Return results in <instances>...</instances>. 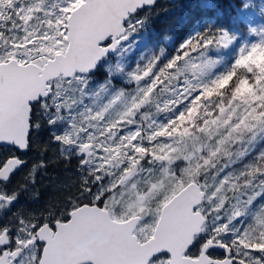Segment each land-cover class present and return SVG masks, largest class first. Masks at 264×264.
Instances as JSON below:
<instances>
[{
	"label": "snow or ice",
	"instance_id": "obj_1",
	"mask_svg": "<svg viewBox=\"0 0 264 264\" xmlns=\"http://www.w3.org/2000/svg\"><path fill=\"white\" fill-rule=\"evenodd\" d=\"M158 7L0 0V264H264V26L239 0L234 30L209 23L133 66Z\"/></svg>",
	"mask_w": 264,
	"mask_h": 264
},
{
	"label": "trees",
	"instance_id": "obj_2",
	"mask_svg": "<svg viewBox=\"0 0 264 264\" xmlns=\"http://www.w3.org/2000/svg\"><path fill=\"white\" fill-rule=\"evenodd\" d=\"M176 2L159 0V7L152 16V24L150 28L144 32L143 36L136 37L138 46L134 47L135 51L133 49L129 54L131 56L129 59L133 66L135 62L138 61L137 57L140 56V58L144 57L147 59L153 54H157L160 47H164L166 53H174L175 49L183 39L188 38L190 34H194L196 31H200L209 23L234 30L233 18L235 17L236 12L230 7V4L235 3L238 6L239 0H220L222 7L213 12L211 16L197 10L195 7H192L191 9L187 7H174V3ZM184 3L191 4L192 0H184ZM181 16H183L184 19L182 22L178 23ZM239 35L242 40L249 35V32H242ZM230 58L231 57L229 56V59ZM48 140V133L45 132L41 134L38 142L40 144H47ZM7 154V152H3V154L0 155V158H3V156ZM55 154V148L53 147L47 153V157L55 160ZM39 158L37 150L31 151L30 156L28 157V168H25V171L28 172ZM48 172L49 176L38 178L39 183L37 184L39 192L44 197L49 195V190L46 187L49 183V177L57 175L62 178L65 175L63 163L56 162L55 167L49 168ZM20 177L23 178L24 175L20 173ZM24 199L27 200L26 205H32L33 202L30 196L26 195Z\"/></svg>",
	"mask_w": 264,
	"mask_h": 264
},
{
	"label": "rangeland",
	"instance_id": "obj_3",
	"mask_svg": "<svg viewBox=\"0 0 264 264\" xmlns=\"http://www.w3.org/2000/svg\"><path fill=\"white\" fill-rule=\"evenodd\" d=\"M248 3L250 5H253V8L251 10V26L260 27L264 26V16L261 15L260 9H259V3L260 0H248ZM259 39V37H254L252 34L249 33V35L242 39L241 42L247 40L251 42H255ZM174 54V53H173ZM215 55L216 53H212Z\"/></svg>",
	"mask_w": 264,
	"mask_h": 264
},
{
	"label": "flooded vegetation",
	"instance_id": "obj_4",
	"mask_svg": "<svg viewBox=\"0 0 264 264\" xmlns=\"http://www.w3.org/2000/svg\"><path fill=\"white\" fill-rule=\"evenodd\" d=\"M134 51H135V48H134ZM131 56L129 55V58H130ZM136 58V57H135ZM140 56L139 57H137V60L138 61H140ZM137 62V61H136ZM3 152H7V150L6 149H3V148H0V155H2L3 154ZM30 156V152L29 153H27L26 155H24L23 156V159L24 160H26L27 162H28V157ZM74 163V162H73ZM21 174H23V175H26L27 174V172L25 171V169L22 171V172H20ZM20 173L17 175V180L19 181V180H22L23 178L22 177H20ZM22 205L23 206H28V205H26L27 204V200H25V199H23L22 200ZM216 256H221L222 254H223V250H220V249H217L216 251H215V253H214Z\"/></svg>",
	"mask_w": 264,
	"mask_h": 264
},
{
	"label": "water",
	"instance_id": "obj_5",
	"mask_svg": "<svg viewBox=\"0 0 264 264\" xmlns=\"http://www.w3.org/2000/svg\"><path fill=\"white\" fill-rule=\"evenodd\" d=\"M171 2H176L177 0H170Z\"/></svg>",
	"mask_w": 264,
	"mask_h": 264
}]
</instances>
